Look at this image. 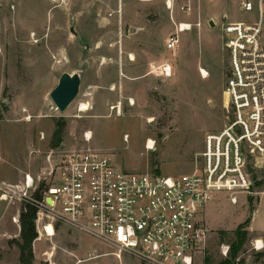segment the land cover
I'll return each instance as SVG.
<instances>
[{"label": "rangeland", "instance_id": "1", "mask_svg": "<svg viewBox=\"0 0 264 264\" xmlns=\"http://www.w3.org/2000/svg\"><path fill=\"white\" fill-rule=\"evenodd\" d=\"M166 1L0 0V181L18 184L29 172L40 177L41 196L59 155L70 150L100 152L127 171L173 176L193 169L205 133L226 122L223 88L229 67L220 22L224 16L254 21L260 13L264 46V0H171L170 8ZM243 1L252 10L245 11ZM184 5L189 13L180 9ZM197 12L201 26L179 33L174 50L165 48L174 22H193ZM213 14L217 19L210 26ZM166 60L168 76L161 69ZM200 68L208 75L201 76ZM62 72H78L81 81L74 100L59 111L49 93ZM58 127L60 143L53 145ZM150 140L152 148L146 147ZM247 169L251 177L264 179V167L248 162ZM252 191L238 194L236 204L222 192L208 201L213 206L205 204L200 218L207 240L196 264L230 259L221 255L220 245H231L236 227L251 221L256 208L252 226L263 228L264 238V183ZM26 205L0 201V264H19V214ZM207 216L214 223L208 225ZM48 220L55 235L39 239L40 223L34 219V264H119L115 247L56 217ZM248 226L236 257L239 264H264V252L249 250ZM122 259L143 264L128 255Z\"/></svg>", "mask_w": 264, "mask_h": 264}, {"label": "built area", "instance_id": "2", "mask_svg": "<svg viewBox=\"0 0 264 264\" xmlns=\"http://www.w3.org/2000/svg\"><path fill=\"white\" fill-rule=\"evenodd\" d=\"M240 5L245 11L252 10L249 1ZM180 9L190 12L187 5ZM200 26V20L174 23L165 48L174 50L179 33ZM220 31L229 67L223 88L226 122L221 129L205 133L190 172L172 176L127 171L100 152L70 150L59 155L53 177L40 197L36 196L40 177L24 173L18 184L0 181V201L35 206L40 236L55 234L48 219L56 217L115 247L112 254L119 264H126L123 255L143 264H196L207 240L208 231L200 218L205 204L220 192L236 204L238 194L246 197L252 194L254 184L264 183V179L251 177L247 169L248 162L255 169L264 167L260 13L254 21L227 20L224 16ZM168 66L167 60L161 65L165 75ZM84 137L89 139L86 133ZM40 138H44L43 133ZM230 250V244L220 245L224 257H230ZM249 250L264 252V239L252 237ZM235 260L234 264L240 263V258Z\"/></svg>", "mask_w": 264, "mask_h": 264}, {"label": "trees", "instance_id": "3", "mask_svg": "<svg viewBox=\"0 0 264 264\" xmlns=\"http://www.w3.org/2000/svg\"><path fill=\"white\" fill-rule=\"evenodd\" d=\"M61 135V127H58L54 131V142L53 145H59ZM257 184H260L257 182ZM36 196L40 197L37 193ZM36 216V207L33 205H26L25 211L19 214V224H20V240L16 241L18 247V263L19 264H34V253H33V242L37 238V232L35 229L34 219ZM249 218L245 219L243 223H240L235 231V239L231 242L230 259H225L222 264H229L231 258H235L237 252L240 250L241 246L244 244L246 239L247 231L244 229L245 226L249 224ZM206 261L208 259L205 258Z\"/></svg>", "mask_w": 264, "mask_h": 264}, {"label": "water", "instance_id": "4", "mask_svg": "<svg viewBox=\"0 0 264 264\" xmlns=\"http://www.w3.org/2000/svg\"><path fill=\"white\" fill-rule=\"evenodd\" d=\"M210 26H214L213 20L209 21ZM131 31V30H130ZM71 32L76 35V31L71 29ZM80 44H83L79 40ZM80 74L78 72H62L57 80L56 85L50 91L49 96L59 111H63L74 100L79 92ZM49 203L50 199H46Z\"/></svg>", "mask_w": 264, "mask_h": 264}, {"label": "crops", "instance_id": "5", "mask_svg": "<svg viewBox=\"0 0 264 264\" xmlns=\"http://www.w3.org/2000/svg\"><path fill=\"white\" fill-rule=\"evenodd\" d=\"M210 17H212L213 19H209V21L210 20H213V22L217 19L216 18V14H213L212 16H210ZM196 20H200L201 21V18L199 17V13L197 12V15H196V17L194 18V21H196ZM174 23H176V22H174ZM214 24H215V22H214ZM25 173H29V172H25ZM23 178V177H22ZM217 194H219V193H217ZM216 194V195H217ZM215 195V196H216ZM214 196V197H215ZM213 197V198H214ZM212 198V199H213ZM211 199V200H212ZM211 200H209L210 202H211ZM230 201V200H229ZM208 204H209V202L207 203V208H209L210 206H213L212 204L211 205H209L208 206ZM257 209V208H256ZM256 209L253 211V217H254V214H255V211H256ZM253 217H252V219H251V221L249 222V226H248V228H249V230L251 231V232H253V237H261L262 239H264L263 237H262V235L260 234V231L263 229V228H258V229H256V228H254L253 226H252V222H253ZM205 219V218H204ZM214 217H208L207 216V218H206V223L208 224V225H211L212 223H214ZM55 235V234H54ZM42 236H44V235H41V236H39L40 238L39 239H41V238H44V239H47V238H49V237H46V236H44V237H42ZM35 241V240H34ZM102 242V241H101ZM34 243V242H33ZM104 243V242H103ZM261 253V252H260ZM259 253V254H260ZM49 264H56L55 262H52V261H49Z\"/></svg>", "mask_w": 264, "mask_h": 264}, {"label": "bare ground", "instance_id": "6", "mask_svg": "<svg viewBox=\"0 0 264 264\" xmlns=\"http://www.w3.org/2000/svg\"><path fill=\"white\" fill-rule=\"evenodd\" d=\"M167 1H168L169 4H171V0H167ZM167 1H166V2H167ZM169 4H167V7H168ZM201 69H202L201 73L203 74V77L207 76V72H206V70L203 69V68H201ZM170 74H171V67L168 66V67L166 68V75L168 76V75H170ZM82 106H83V104H81V110L83 111L85 107L82 108ZM86 135H87V137L89 138V133L86 132ZM153 144H154L153 141H151V140H150V141H147V147H148V148H152V147H153Z\"/></svg>", "mask_w": 264, "mask_h": 264}]
</instances>
